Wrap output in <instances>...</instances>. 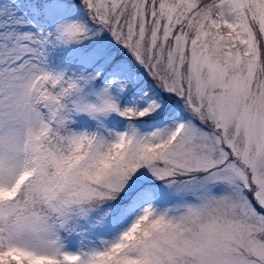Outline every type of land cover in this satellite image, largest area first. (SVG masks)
Listing matches in <instances>:
<instances>
[{
    "label": "snow or ice",
    "instance_id": "1",
    "mask_svg": "<svg viewBox=\"0 0 264 264\" xmlns=\"http://www.w3.org/2000/svg\"><path fill=\"white\" fill-rule=\"evenodd\" d=\"M0 264H264V0H0Z\"/></svg>",
    "mask_w": 264,
    "mask_h": 264
}]
</instances>
